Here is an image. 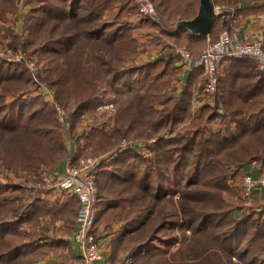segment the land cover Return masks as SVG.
<instances>
[{
	"label": "trees",
	"instance_id": "1",
	"mask_svg": "<svg viewBox=\"0 0 264 264\" xmlns=\"http://www.w3.org/2000/svg\"><path fill=\"white\" fill-rule=\"evenodd\" d=\"M134 1L25 0L29 10L24 32L18 33L10 16L18 13L20 0H0V43L11 35L20 42L16 46L38 56L39 65L35 77L27 65L0 58V121L5 122H0V166L15 167L4 133L19 131V149L28 152L15 160L19 165L25 159L23 169L34 168L28 180L41 174L36 166L54 164L55 170L67 153L65 130H80L87 115L96 116L108 89H135L133 101H118L111 122L95 121L88 134L85 127L68 135L76 144L74 160L89 148L113 152L98 167L97 220L121 223L109 232L110 262L123 254L131 264H264V195L240 197L245 174L264 169V70L253 58L226 57L218 64L217 91L203 98V68L194 88L192 73L187 84H180L176 48L186 46L175 42H188L187 49L200 57L208 37L217 40L218 27L229 24V13L219 14L205 36L175 29L179 20L197 14L200 0H150L159 18L130 8L136 7ZM212 1L215 6L244 4ZM138 28L153 30L150 46L135 33ZM43 87L53 93L52 100ZM32 88L38 93L32 94ZM57 106L68 111V126L60 123ZM14 119L25 126L7 124ZM123 138L141 147L123 146ZM12 185L0 178V264H13L18 257L20 264H49L40 262L54 240L46 236L51 224L43 226V221L59 217L70 226L80 199L50 206L45 191L23 180ZM9 189L36 196H6ZM164 199L177 201L171 206L162 204ZM30 221L39 226L36 236L24 229ZM157 241L161 247L153 244Z\"/></svg>",
	"mask_w": 264,
	"mask_h": 264
},
{
	"label": "built area",
	"instance_id": "2",
	"mask_svg": "<svg viewBox=\"0 0 264 264\" xmlns=\"http://www.w3.org/2000/svg\"><path fill=\"white\" fill-rule=\"evenodd\" d=\"M138 8L144 15L159 18L158 12L150 0H137ZM148 33L147 35H149ZM0 43V58H5L11 62H19L27 65L35 77L39 68L38 59L29 53L22 45L15 48ZM176 51L180 55L178 61L179 68H203L204 92L203 98L211 97L218 87V64L226 57H250L257 61L260 68L264 70V40L260 36L243 35L239 30L228 28L223 30L218 39L211 41L209 47L204 50L200 57H194L192 53L182 47H177ZM36 80H39L38 77ZM40 82V81H39ZM43 87V92H52ZM53 97V95H52ZM58 119L65 126L69 124L68 111L57 106ZM117 111V105L106 100L98 107V114H103V120L111 122ZM88 123L85 127H91L90 121L93 117L87 115ZM105 119V120H104ZM66 137L68 134L65 132ZM123 146H140L139 141L124 138ZM143 148V147H142ZM70 156L64 161L62 170L53 173H41L38 177L28 180V176L23 175L17 180H23L29 188L39 189L51 194L54 200L63 201L71 197L80 199V208L77 216L78 226L72 234V241L79 247L80 256L70 263L65 264H93L94 261L104 257L102 242L94 234V228L98 218V167L103 161V154L98 156L86 155L74 160L70 151ZM255 193L264 194V169L258 176L252 173L245 175L243 183V195L250 198Z\"/></svg>",
	"mask_w": 264,
	"mask_h": 264
},
{
	"label": "rangeland",
	"instance_id": "3",
	"mask_svg": "<svg viewBox=\"0 0 264 264\" xmlns=\"http://www.w3.org/2000/svg\"><path fill=\"white\" fill-rule=\"evenodd\" d=\"M135 3L134 4H136L135 6L136 7H130V8H133V9H138V1L136 0V1H134ZM130 6H132V5H130ZM241 6V7H240ZM227 7V8H226ZM240 7V8H239ZM216 8H217V12H218V15H217V17L219 16V14H222V13H224L225 11H227L226 12V14L227 13H229L228 11H232V12H234V15H235V17H233V16H230V14L229 15H227L226 16V18L228 19V20H230V21H228V25H225V26H222L221 25V23H220V25L222 26H220V27H218L219 29H217V30H219V32L221 33L223 30H225V29H228L229 27L230 28H232L233 26H235V25H239L238 23H240V20H237L236 18L237 17H240V16H243V17H245L246 15H248V13H250V12H252V11H255L258 15H259V17L258 18H261L263 15L261 14V13H264V0H244V4L243 5H241V2L237 5V7L236 6H233V7H228V6H226V5H216ZM132 10H129V13L131 12ZM28 12V11H27ZM26 12V13H27ZM136 12H138L137 10H133V13H136ZM28 14V13H27ZM27 14H23L24 15V17H23V15H22V20H25V18H26V16H27ZM124 14H127L126 12L124 13ZM137 15H140L139 13L137 14ZM137 15H136V18H137ZM14 14H12L11 16H10V18H11V20L13 21L14 20ZM223 16V15H222ZM139 17V16H138ZM223 19H225V17H223ZM10 20V21H11ZM162 20H164V19H162ZM230 23H232V25L230 26ZM24 26V25H23ZM168 26V25H167ZM24 31H23V28H22V32L21 33H23ZM135 32H137V30H135ZM152 32H153V30L151 29V30H149L148 32H147V34L148 33H150V34H152ZM138 34V36H139V38H140V40L145 44V45H147V46H150L151 45V43L149 42V40L147 39V40H145L146 39V37H147V34L145 33V32H139V33H137ZM220 35V34H219ZM5 44L6 43H12L13 45H19L20 44V42L18 43V42H16V40H15V38H13L11 35H8L7 36V38H3V40H2ZM168 42H171L170 40L168 41ZM175 43H177V44H175V45H180V46H186V48L185 49H189V47H190V44L188 43V42H186V41H176ZM209 41H208V45L204 48V50L205 49H207L208 47H209ZM80 46V45H79ZM80 48H81V46H80ZM155 48V47H154ZM183 48V47H182ZM187 49V50H188ZM190 50V49H189ZM145 52V51H144ZM37 56V55H36ZM37 58H38V56H37ZM184 73V69H183V72L181 73V76H182V74ZM33 89V91H32V94H37L38 92H37V90H35L34 88H32ZM109 90V92H108V95L106 96V97H104V99L103 100H109V101H112V102H114L116 105H117V110L119 109V107H120V103L119 102H122V101H125L126 103H128V102H131V101H133L135 98H134V96L131 94V92L133 93H135L136 92V90L135 89H133V90H128L127 92H124V93H122V92H118V91H116V92H114V91H112L111 89H108ZM45 95L48 97V99H50V100H52V95H53V93H52V95H51V93L50 92H47V93H45ZM26 97H28V96H26ZM10 99H12V96L10 97ZM119 101V102H118ZM2 116H4V115H2ZM89 116V115H88ZM89 117H93L95 120H91L90 121V124H91V126L93 125V123L95 122V123H97V122H103V121H101V120H103V117H104V115L103 114H98L97 113V115L96 116H94V115H91V116H89ZM14 118H16V117H14ZM105 120V119H104ZM84 121V120H83ZM81 122V123H79V126L83 129V128H85V125H84V122ZM1 123H3V124H5V122L4 121H0ZM18 122V123H17ZM85 123H88L87 121H85ZM7 124H12V126H19V128L21 127V126H25L24 125V123H22V122H19L18 121V119H14V122H8ZM112 124V123H111ZM110 124V125H111ZM94 126V125H93ZM108 126H106V125H100V127L99 128H107ZM211 127L212 128H214V129H216V127L217 126H215L214 124H211ZM80 128V130H82ZM80 130H77V131H71V129L70 128H68V130H65V132L69 135L70 134V136H71V133L73 134V133H75V135H78V134H80V133H78ZM86 132H87V134H88V132H90V127H88V128H86V129H84ZM22 133L23 132H14V133H12V132H5L4 133V139L7 141V147H8V149L11 151V158H13L14 159V161H15V167L14 166H0V178L2 179V180H4V181H6L7 182V184H8V186H13L12 185V182H17L18 180H17V178L19 179L21 176H23V175H26V176H29L28 174V170L30 171V170H33L34 168H30V169H23V167H21L20 165L22 164V163H24L25 162V159L24 160H22V161H20L19 162V165L17 164V162H16V160H15V158L17 157V159L19 160L20 159V157L21 156H23L24 154H26L27 152H28V150H26V149H19V146H22V144H20V142H21V139H23V138H20L21 137V135H22ZM85 132H84V135H87ZM69 137V136H68ZM72 138L74 139V137H73V135H72ZM124 139V138H123ZM25 140V142H26V139H24ZM81 140H82V144H84L83 142V140H84V136H82V138H81ZM11 141H13V142H11ZM123 141V140H122ZM67 143V153H66V155H65V157H64V159L63 160H66L71 154H70V150H71V148H72V145L70 144V141H67L66 142ZM24 144H26V143H24ZM13 145V147L10 149V147ZM16 146H18L17 148H15ZM114 150V149H113ZM77 151V150H76ZM111 151V150H110ZM79 153V158L80 157H82V156H86V155H92V156H98V155H101V154H103V159L102 160H107L108 158H110L111 156L109 155V151L106 153V151L104 152V151H98V150H94L93 148H89V149H87V150H85V151H82V152H78ZM113 153V152H112ZM112 153H110V154H112ZM146 155H148V153H149V150H148V148L145 150V152H144ZM102 162V161H101ZM107 163V162H106ZM1 164V163H0ZM54 164H49V165H41V166H36L37 167V173H43V172H46V173H53L54 172V170H53V168H54V166H53ZM111 167H113V165L111 166ZM31 172V171H30ZM2 174V175H1ZM246 175V174H245ZM15 176H17V178H13V177H15ZM245 179V178H244ZM243 178H242V180H241V184H240V197L242 198L241 200H244V196H243V192H242V188H243ZM19 183V182H18ZM6 196H16V195H19V196H23L24 198H26V200H28V198H30L31 197V199H34L35 198V196H36V194H33V192H31V191H29V190H24V189H14V190H12V189H9L8 191H7V193L5 194ZM45 195V197L47 198V200L51 203V202H54V199L52 198V196H51V194H48V193H46V194H44ZM264 195V194H263ZM178 196V195H177ZM245 198H247V197H245ZM176 199V198H175ZM234 200H235V198H234ZM236 200H238L237 198H236ZM174 201H177V200H162L161 201V203L163 204V203H171V206H172V204L173 205H175V203L176 202H174ZM54 203H56V202H54ZM99 203V204H98ZM97 203V206H98V212L100 211V208H101V201L100 202H98ZM54 205H56V204H51L50 206H54ZM111 222L109 223V225H107V222L103 219V218H101V219H99V220H97V222H96V225H95V228H94V234H95V236L99 239H102L101 237L102 236H107V234H109V232H112L113 230L112 229H116L115 228V226H117V228H119L120 227V225H121V223L120 222H118V223H115V222H113L111 225ZM116 224H118V225H116ZM25 228H27V229H25ZM24 229L25 230H28V231H30V232H32V233H34V235L36 236V234H38V229H39V226H36V222L35 221H30V223H28V224H25L24 225ZM190 233V231L188 230L187 231V234H189ZM99 239V240H100ZM153 244H155V245H157V246H160L161 247V245L159 244V242L157 241V242H155V243H153ZM177 245H178V242L177 243H174L173 245H172V247H171V249L172 250H174V249H176V247H177ZM102 247H103V245H102ZM107 250V246L105 247V251ZM109 251H110V255L112 254V251H113V248H112V245H110L109 246ZM140 251H142V249H139L138 251H135V252H131V254L130 255H134V254H136V253H138V252H140ZM51 252V251H50ZM152 252V251H151ZM150 252V253H151ZM162 253V252H161ZM115 255V249H114V253H113V256ZM157 255H159L158 253H154V257H156ZM125 257V258H124ZM127 257L128 256H125V255H119V257L118 258H116V257H114L112 260H111V264H131V261L129 260H127ZM120 258H122V260L120 259ZM21 263V259H20V257H18V258H16L14 261H13V264H20ZM49 264H55L53 261L50 263L49 262Z\"/></svg>",
	"mask_w": 264,
	"mask_h": 264
},
{
	"label": "crops",
	"instance_id": "4",
	"mask_svg": "<svg viewBox=\"0 0 264 264\" xmlns=\"http://www.w3.org/2000/svg\"><path fill=\"white\" fill-rule=\"evenodd\" d=\"M29 10V7L25 4V0H20L19 3V11L18 13L14 14V23L16 26V30L18 33L22 32V28L24 25V20H22V15L23 14H27ZM27 12V13H26ZM263 16L261 18H258L259 15L255 12L252 11L250 13H248V15H246L245 17L240 16L237 17V20H240V23H238L239 25H235L232 27V29H237L239 30V32H241L243 35H253V36H260L261 38H263L264 40V13H261ZM230 16L235 17L234 12L232 14H230ZM24 17V15H23ZM227 19V18H226ZM232 25V23H230V26ZM137 32H135L136 34L139 32H145L147 34V32L149 30H142L141 28L136 29ZM151 30V29H150ZM138 36V34H137ZM151 34L147 35L146 39H148V37H150ZM139 37V36H138ZM208 41L209 44L211 43V37H208ZM154 55L156 54L155 52L157 51V49L154 48ZM184 69V73L181 76V73L183 72ZM200 71V69H196L195 68V72L192 70V68H182L181 69V73H180V84L181 83H185L187 84V80L190 77L191 73L193 74L192 79H191V83H190V88H194L196 85V82L198 81V77L197 74ZM194 72V73H193ZM182 86V85H181ZM186 86V85H185ZM65 135V134H64ZM65 139L66 142L70 141V144L72 145L71 148V153L72 154H76V144L73 140H71L70 137H66L65 135ZM65 161V160H64ZM61 163L59 166H57L55 168L54 171H59L62 170L63 166H64V162ZM254 169V176H258L259 173L261 172L260 170L261 167H255ZM71 200V199H70ZM69 199H65L63 201H58V200H54V202H49V204H58V205H65L67 204L69 201ZM78 216V215H77ZM45 221H43V226H46V222L50 223L51 226L48 228L47 230V235L49 237V239L53 238V245H52V249L51 252H49L45 257L41 258V263L43 262H57V264H64L65 262H69V261H73L76 258H78L81 254L79 247L72 241V234L74 233L75 229L78 226V222L77 219H75V221H73L72 223L70 222V226H67V224L65 223L66 220L64 221L63 218H50V216H46L45 217ZM118 225V224H116ZM71 227V228H70ZM115 228L117 229V226H115ZM111 237H112V233L107 234V236H102L100 239L103 245V249H104V257L100 260H96L93 262V264H111L110 260H109V256H110V251H109V246L111 245L110 241H111ZM46 239H43V237H40V242H45ZM107 246V250L105 251V247Z\"/></svg>",
	"mask_w": 264,
	"mask_h": 264
},
{
	"label": "water",
	"instance_id": "5",
	"mask_svg": "<svg viewBox=\"0 0 264 264\" xmlns=\"http://www.w3.org/2000/svg\"><path fill=\"white\" fill-rule=\"evenodd\" d=\"M217 15V8L212 0H200L197 14L193 18L179 20L175 29L187 28L193 33L209 36Z\"/></svg>",
	"mask_w": 264,
	"mask_h": 264
}]
</instances>
